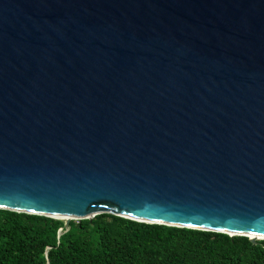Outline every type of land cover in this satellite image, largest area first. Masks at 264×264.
Wrapping results in <instances>:
<instances>
[{
	"label": "water",
	"instance_id": "1",
	"mask_svg": "<svg viewBox=\"0 0 264 264\" xmlns=\"http://www.w3.org/2000/svg\"><path fill=\"white\" fill-rule=\"evenodd\" d=\"M0 210L264 240V0H0Z\"/></svg>",
	"mask_w": 264,
	"mask_h": 264
},
{
	"label": "trees",
	"instance_id": "2",
	"mask_svg": "<svg viewBox=\"0 0 264 264\" xmlns=\"http://www.w3.org/2000/svg\"><path fill=\"white\" fill-rule=\"evenodd\" d=\"M0 264H264V240L100 214L58 220L0 210Z\"/></svg>",
	"mask_w": 264,
	"mask_h": 264
},
{
	"label": "bare ground",
	"instance_id": "3",
	"mask_svg": "<svg viewBox=\"0 0 264 264\" xmlns=\"http://www.w3.org/2000/svg\"><path fill=\"white\" fill-rule=\"evenodd\" d=\"M60 219H61L62 221H65V220H66V218H64V217H63V218L61 217ZM250 238H251V237H250Z\"/></svg>",
	"mask_w": 264,
	"mask_h": 264
}]
</instances>
